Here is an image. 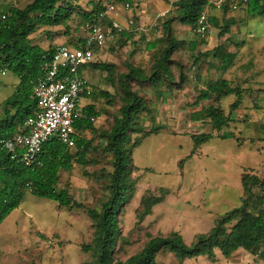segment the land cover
<instances>
[{
    "label": "trees",
    "instance_id": "16d2710c",
    "mask_svg": "<svg viewBox=\"0 0 264 264\" xmlns=\"http://www.w3.org/2000/svg\"><path fill=\"white\" fill-rule=\"evenodd\" d=\"M17 1L19 0H0V72L9 71L18 78V82L13 84L12 93L0 103V140L19 132L25 118L34 114L36 100L32 91L33 83L41 75L44 58H49L54 51L52 44L45 49L34 43L30 38L32 33L42 26L69 28V22L75 13L79 14L80 19L77 24L85 29L84 23L94 22L108 3L129 4L134 9L140 7V0H95L89 9L81 8L76 0H25L23 7L17 6ZM173 5L177 7V13L173 18L162 22L163 36L141 46L149 54L150 60L146 65L135 64L130 60L134 53H130V58L123 61L124 69L121 71L118 65L95 59L83 66L104 72L105 80L110 83L114 93L87 82L90 93L85 97L90 101L82 107V117L73 121L72 147L54 137L43 144L39 163L26 166L21 161L19 152H10L0 143V224L20 206L25 194L29 192L54 201L58 208L85 210L93 228L91 240L81 244V251L90 256L86 264H157V255L162 250L171 253L182 263L200 256L216 263L220 257L228 259L238 250H243L254 260H258L254 253L264 242V174L259 175L250 168H243L240 175V205L218 215L214 226L208 232L195 234L190 244L184 241L178 231L153 234L147 230L146 219L152 214L154 206L165 199L163 195L166 190H162V195L145 194L139 200L134 228L141 230L144 237L138 235L133 239V236L121 230L120 211L132 199L136 190L137 178L133 173L137 167L133 162V150L144 139L161 130L154 123L153 103L141 89L150 87L154 91V97L164 101L166 91L181 90L187 84L188 69L180 60H174L173 56L185 42L175 37L172 22L189 26L193 32L194 23L206 7L204 0H174ZM238 10H246L251 17L264 15V0H248ZM214 11L222 15L236 10L225 4L208 7V21L212 26L220 27L219 35H223L229 30L232 19L223 20L221 26L219 16ZM3 15L5 18H2ZM111 23L110 17L102 20L103 25L111 26ZM85 32L87 33L86 29ZM193 34L196 35L194 32ZM86 36L73 43L68 37L65 45L81 48ZM110 36L116 38L120 47L130 44L139 48L143 42L141 30L132 27L112 28ZM197 44V40L188 42L190 49H194ZM210 53L218 60L217 68L222 72L233 66L236 51L228 52L222 45H217L212 52L196 55L193 64ZM82 68L79 70L80 75ZM243 92L242 87L233 86L223 75L208 81L205 88L200 90L194 103L205 99H213V103L189 116L192 121H208L212 131L190 134L194 144L191 154L196 153L201 144L213 137H235L232 132L225 131L224 127L234 119L232 112L241 106ZM230 95L235 99L229 104V114H225L220 102ZM100 98L106 99L109 105L118 102L119 108L118 113L111 117L108 129L101 134L106 140L103 151L111 155L113 170L109 174V183L105 186L106 198L100 202L99 207H95L74 200L66 187L58 188V183L61 171L69 172L75 164L86 166L89 162L87 155L92 148V141L86 138V134L95 131L94 121L101 115V104L97 102ZM146 117L153 121L148 127L144 125ZM259 130V141L264 143V122L259 124ZM182 162L183 160L180 164ZM138 239L140 246L132 254H128L127 248ZM121 254L124 255L123 258L120 257Z\"/></svg>",
    "mask_w": 264,
    "mask_h": 264
},
{
    "label": "rangeland",
    "instance_id": "374dc122",
    "mask_svg": "<svg viewBox=\"0 0 264 264\" xmlns=\"http://www.w3.org/2000/svg\"><path fill=\"white\" fill-rule=\"evenodd\" d=\"M93 1L76 0L81 8L88 9ZM168 1H142L143 8L150 5L152 9L155 5L157 9V13L148 15L149 22L163 14L157 20L158 25L150 31L148 41L161 38L164 29L162 22L177 13L174 0ZM25 2L19 0L15 4L23 7ZM214 13L219 16L221 26L223 20L232 19L229 30L223 35H219L220 27L212 26L206 36H196L189 26L172 22L175 37L185 42L173 56L174 60H180L188 69L187 84L181 90L166 91L164 101L156 99L150 87L141 89L153 103L154 123L161 130L151 134L133 150V162L137 167L133 173L137 178L136 190L120 211L121 230L133 236V239L138 235L144 237L143 232L135 230L134 226L137 221L136 208L145 194L162 195V190H166L164 201L156 205L153 214L146 219L147 230L153 234L180 231L184 241L190 244L195 234L208 232L214 226L218 215L240 205V175L243 168H250L259 175L264 174V143L259 141V124L264 122V15L251 17L246 10L222 15L218 11ZM78 22L79 14L75 13L69 28L58 26L48 30V33H35V41L43 46L49 45V41L52 45L66 44L68 37L72 43L77 42L87 35ZM142 36L143 42L137 48L130 44L120 47L116 38L108 35L106 47L97 51L95 60L118 65L121 71L124 69L123 61L130 58V53H134L130 60L135 64L146 65L150 60L149 54L141 46L148 41L145 34L142 33ZM191 40L198 41L194 49L188 46ZM217 45L224 46L228 52L236 51L234 64L227 71L222 72L217 68L218 60L212 53L193 64L196 55L212 52ZM95 73L97 86H106L114 93L110 83L105 80V73L99 70ZM222 75L233 86L238 85L244 90L241 106L232 112L234 119L224 127L235 137H213L191 154L194 144L190 134L212 131L208 121H192L189 115L212 104L213 99L200 100L196 104L194 100L208 81ZM17 82L18 78L13 73L0 72V100L12 93L13 84ZM234 99L230 95L221 100L220 105L225 114H229V104ZM97 102L101 104V115L94 121L95 131L86 134V138L92 141V148L87 155L89 162L86 166L75 164L69 172L61 171L58 183V188L66 187L74 200L95 207H99L106 198L105 186L113 170V159L103 151L106 140L101 134L108 129L111 117L118 113L119 108L118 102L109 105L103 98ZM152 123L149 117L144 119L145 126ZM181 160L183 162L180 164ZM92 232V221L83 208L72 211L58 208L54 201L28 192L20 206L0 224V264H86L90 256L81 251V244L91 240ZM139 239L127 248L128 254L140 246ZM156 260L157 264H264L244 251L236 252L228 259L220 257L216 263L210 262L205 256L182 263L171 253L162 250Z\"/></svg>",
    "mask_w": 264,
    "mask_h": 264
},
{
    "label": "built area",
    "instance_id": "2783aa9c",
    "mask_svg": "<svg viewBox=\"0 0 264 264\" xmlns=\"http://www.w3.org/2000/svg\"><path fill=\"white\" fill-rule=\"evenodd\" d=\"M204 1L206 7L193 25V32L200 37L206 36L212 27L208 21V7H219L225 4L232 10H238L239 6L248 0ZM162 15L159 14L153 22L140 24L136 21L134 8L131 5L108 3L105 9L98 13L94 22L84 23L87 36L81 48L60 43L53 45L54 51L49 58H44L41 75L33 83L32 91L36 100L34 114L25 118L19 132L0 140L2 146L10 152H19L21 161L26 166L39 163L43 144L54 137L66 146L72 147L74 145L73 121L75 118L82 117L84 106L82 100L86 94L90 93V87L86 79L80 75L79 70L95 59L97 51H102L106 47V39L112 28L140 29L148 41L150 31L158 25L157 20ZM105 17L112 19L111 26L102 24ZM118 17L123 23L119 22ZM2 18L5 16L3 15ZM91 120L94 119L91 118ZM254 257L264 262V242L259 246Z\"/></svg>",
    "mask_w": 264,
    "mask_h": 264
},
{
    "label": "crops",
    "instance_id": "0c3cea01",
    "mask_svg": "<svg viewBox=\"0 0 264 264\" xmlns=\"http://www.w3.org/2000/svg\"><path fill=\"white\" fill-rule=\"evenodd\" d=\"M142 1H144V0H140V7L138 8V9H134V13H135V15H136V19H137V17H139L138 18V23H140V24H146V23H149V21H148V15H152V13H157V9H155L156 7H155V5L154 6H152V9H151V7H150V5H148V6H146V8H143V5H142ZM173 1V0H172ZM172 1H170V4L172 3ZM169 4V3H168ZM120 7V6H119ZM121 9V8H120ZM123 10V9H122ZM122 10H121V12H120V14L122 15L123 14V12H122ZM150 13H149V12ZM159 12V11H158ZM157 15V14H156ZM121 17V16H120ZM118 19L120 20V18L118 17ZM119 22H121V23H123L121 20L119 21ZM58 26H56V27H44V26H42V27H40V28H38L34 33H32L31 35H30V38L33 40V42L34 43H36V44H38V45H40L41 47H43V48H48L49 47V45H51V42L49 41V45H47V46H43L42 44H40V43H38L37 41H35V38H34V34L35 33H40L41 31H45V30H51V29H55V28H57ZM64 38H66V37H64ZM81 73H82V76L86 79V81L88 82V84L89 85H97L96 83H97V80H96V73H95V70H92V69H90V68H87V67H83L82 68V71H81ZM100 87H102L103 89H107L106 88V86H100ZM6 97H4L3 99H1L0 100V103L5 99ZM89 99L88 98H86L85 96H84V98H83V100H82V103H83V105H85V104H87V103H89ZM164 201V200H163ZM162 201V202H163ZM219 202V201H218ZM160 204V203H159ZM158 205V204H157ZM155 207V206H154ZM153 210H154V208H153ZM152 214H153V212H152ZM151 214V215H152ZM203 214V213H202ZM202 214H200V215H202ZM149 218V216L147 217V219ZM216 219V218H215ZM180 232V231H179ZM239 251H243V250H238L237 251V253L239 252ZM236 253V252H235ZM235 253H233L232 254V256L235 254ZM242 253V252H241ZM221 264V263H220ZM225 264H230L229 262L227 263V262H225Z\"/></svg>",
    "mask_w": 264,
    "mask_h": 264
}]
</instances>
